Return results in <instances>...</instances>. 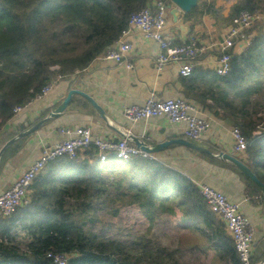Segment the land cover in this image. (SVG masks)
Wrapping results in <instances>:
<instances>
[{
	"label": "trees",
	"instance_id": "obj_1",
	"mask_svg": "<svg viewBox=\"0 0 264 264\" xmlns=\"http://www.w3.org/2000/svg\"><path fill=\"white\" fill-rule=\"evenodd\" d=\"M157 1L0 0V132L15 116L16 106H25L59 78L84 71L115 44L134 13L153 8ZM228 1L225 15L198 1L184 17L212 13L229 25L244 11L264 14V0ZM246 32L247 46L228 50L227 75L195 68L186 77V88L196 103L240 129L247 145L237 157L264 183V103L255 100L264 96V19ZM31 125L0 133V145ZM25 139L4 151L0 173ZM201 154L237 173L250 195L264 203L260 188L238 167ZM99 161L98 148L90 145L73 159L61 156L45 166L30 186L27 201L9 216L0 214V264H57L59 256L66 264H167L173 253L147 236L118 240L95 229L101 212L116 217L129 206H137L150 222L168 213L177 222L195 225L205 239L200 251H215L210 264H243L225 222L182 172L153 154L121 162L110 153L104 163ZM263 258L264 240L255 244L252 264Z\"/></svg>",
	"mask_w": 264,
	"mask_h": 264
},
{
	"label": "crops",
	"instance_id": "obj_2",
	"mask_svg": "<svg viewBox=\"0 0 264 264\" xmlns=\"http://www.w3.org/2000/svg\"><path fill=\"white\" fill-rule=\"evenodd\" d=\"M169 4L165 33L176 44L188 42L192 38L204 41L216 38L219 30L214 22H207L208 18L204 17L205 15L186 20L185 13L181 11L175 21L171 12L175 5L170 7ZM182 26H186L188 30L184 32ZM128 39L132 43V54L129 58L134 65L132 68L114 60L96 58L84 71L55 81L47 94L42 98H35L28 107L6 123L3 130L14 132L19 127L32 124L29 127L31 128L45 118L48 114L43 117L44 112L58 105L73 86L92 96L106 110L111 122L120 131L152 144L165 140L168 135H171V138L174 135L185 137L184 126L169 122L166 116L131 122L125 117L124 109L133 104L143 105L152 95L156 98L182 96L194 107L192 112L206 119L209 124L208 132L199 144L207 148L213 146L218 152L233 153L235 140L232 124L196 103L197 100L192 94L188 95L186 85L190 82L180 74L179 64L170 63L163 70H158L157 42L136 30L128 35ZM216 54V50H211L201 55L195 68L215 71ZM83 125L90 127L96 136L111 140L125 139L119 132L106 125L85 98L76 95L59 118H52L36 132L25 136L26 139L20 148L10 154L0 173V193L12 186L26 168L39 158L44 146L52 145L64 138L62 127ZM3 146L0 145V150ZM153 156L179 170L193 182L207 184L224 193L230 200L240 203L241 212L256 228V243L264 240V203L258 196L250 195L245 180L237 173L210 162L201 152L181 145H172ZM208 254H210V262H213L215 251L211 249Z\"/></svg>",
	"mask_w": 264,
	"mask_h": 264
},
{
	"label": "built area",
	"instance_id": "obj_3",
	"mask_svg": "<svg viewBox=\"0 0 264 264\" xmlns=\"http://www.w3.org/2000/svg\"><path fill=\"white\" fill-rule=\"evenodd\" d=\"M167 12L168 3L165 0H158L153 8H144L134 13L120 38L98 58L114 60L132 68L134 65L129 61L132 54V43L128 39V35L136 30L157 42L159 53L156 58V66L158 70H163L170 63H177L180 66V74L183 77H189L196 67L198 58L211 50H216L215 72L224 76L231 69V54L228 50L247 46L249 38L246 31L256 21L264 19L262 13L244 11L234 20L221 38L210 41L192 38L188 42L176 44L165 33ZM53 84L46 86L36 98H42L47 94ZM32 101L23 107L16 106L14 108L15 115L28 107ZM193 110L194 107L182 96L156 98L152 95L143 105L133 104L126 107L124 115L131 122L166 116L169 122L184 126L185 138L201 142L208 132L209 124L206 119L194 114ZM61 132L64 138L52 145L44 146L39 158L26 168L12 186L0 193V214L9 216L23 202H26L30 186L35 178L51 160L58 157L68 156L73 159L80 149L90 145H95L98 148L99 163L108 160L110 153H114L117 160L121 162L130 161L137 155H148L130 139L111 140L96 136L91 128L85 125L65 126L61 128ZM232 134L235 140L233 154L241 155L246 149L247 141L238 127H232ZM194 183L200 187L201 194L211 211L225 222L242 263L252 264L256 244V228L251 220L241 212L240 203L230 200L224 193L207 184ZM57 264H66V258L59 256Z\"/></svg>",
	"mask_w": 264,
	"mask_h": 264
},
{
	"label": "rangeland",
	"instance_id": "obj_4",
	"mask_svg": "<svg viewBox=\"0 0 264 264\" xmlns=\"http://www.w3.org/2000/svg\"><path fill=\"white\" fill-rule=\"evenodd\" d=\"M199 3L214 5L224 15L230 6L228 0H199ZM204 17L208 18L206 19L207 22H214L219 30L216 33V38H221L232 25L219 20L212 13H206ZM230 100L234 101L233 98H230ZM255 100L264 103V96L256 95ZM3 132H7V130L4 129L0 133ZM259 133L260 131L255 134L258 135ZM101 213V222L95 225V229L103 232L108 237L118 240H131L147 236L155 245L167 248L173 253V259L167 258V264H210V254L208 256L207 253L199 249V246L205 243V239L200 237L197 228L193 224L177 222L168 213L158 215L156 220L150 222L137 206L123 208L116 217L107 214V212ZM184 226L189 227L185 228Z\"/></svg>",
	"mask_w": 264,
	"mask_h": 264
},
{
	"label": "water",
	"instance_id": "obj_5",
	"mask_svg": "<svg viewBox=\"0 0 264 264\" xmlns=\"http://www.w3.org/2000/svg\"><path fill=\"white\" fill-rule=\"evenodd\" d=\"M169 1H170V4H169L170 7L172 5H175V7L172 9L171 12L174 16V20L177 21L178 14L181 11L183 13H190L192 9L198 5L199 0H169ZM182 30L186 32L188 29L186 28V26H182ZM76 95L85 98L93 106V108L98 113V115L105 121L108 127L119 132L124 138L133 139L135 144L147 154L152 155V154L160 153L168 149L172 145H181V146L190 148L192 150L210 154L212 157L221 159L223 161L230 162L236 167H238L247 177H249L260 188V191L264 197V183L257 177V175L252 171V169L247 164H245L240 158H238L233 153H229L225 151L212 152L211 150H209V148L202 146L201 144L197 142L191 141L185 137H176L175 135L172 138H171V135H168L165 140H162L159 142H153L152 144H147L144 140H141L138 137L129 136L126 132L120 131L111 122L110 117L108 116L106 110L92 96H90L84 90L80 88H74L73 86L70 87L67 94L64 96V98L58 105H56L55 107L49 108L51 110L45 118L40 120L38 123L33 125L28 130L20 132L14 138L10 139L9 141L5 143V145L0 150V160L2 158L4 151L16 140L36 132L39 128L42 127V125L45 122L51 120L52 118H59L60 115L65 112L67 107L72 102V98ZM258 264H264V258Z\"/></svg>",
	"mask_w": 264,
	"mask_h": 264
}]
</instances>
